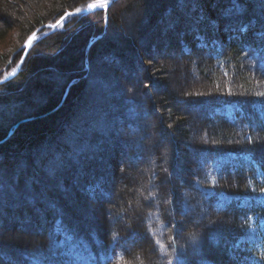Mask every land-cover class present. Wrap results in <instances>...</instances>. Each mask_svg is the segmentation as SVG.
I'll return each instance as SVG.
<instances>
[{
  "label": "trees",
  "instance_id": "16d2710c",
  "mask_svg": "<svg viewBox=\"0 0 264 264\" xmlns=\"http://www.w3.org/2000/svg\"><path fill=\"white\" fill-rule=\"evenodd\" d=\"M89 2L0 0V42L16 36L0 74ZM184 2L115 0L105 28L102 10L68 16L0 83V264H264V0L197 4L176 50L142 52L136 36Z\"/></svg>",
  "mask_w": 264,
  "mask_h": 264
},
{
  "label": "rangeland",
  "instance_id": "374dc122",
  "mask_svg": "<svg viewBox=\"0 0 264 264\" xmlns=\"http://www.w3.org/2000/svg\"><path fill=\"white\" fill-rule=\"evenodd\" d=\"M213 1L214 0H212V2H211V0H185V2L182 5H180V3H179L180 6H174L172 12L169 15L165 16V18L163 19V22H161V23L159 22V23L156 24V26H155L156 28L153 27L151 30H149V32L147 34L144 33L142 36H140L141 34L139 36H136L137 38L142 37L141 40L139 38V42L141 41L140 45L142 46L141 51L145 53V50L148 49V47L150 45V42H153L155 44L154 46L157 47L156 50L160 52L159 54L165 53V50H167V49L176 50L177 45H178V42H177L178 40L177 39H178L179 33L184 32L182 30L186 31L187 29H189L190 22H194L196 5L197 4L202 5V3H203L204 9L205 10H209V9H213V7L215 6L214 5L215 3ZM94 2L95 3H97V2L98 3H102L103 1L101 2V0H90V2L88 4L94 3ZM110 5H109V7H110ZM124 5H125V2L121 1L117 6L118 7H122ZM138 6H139L138 3L137 4L135 3L134 8H132V12L129 13V14L122 15V19H121L122 20V25L124 24V21L126 22V25H127V27L125 25L126 30L129 31L131 29L133 33H134V31L135 32L138 31L139 28L141 27V25L143 26V24H142L143 20H140L138 22V20L140 18V12L138 10ZM0 15L3 16V13H0ZM196 17H200V16H196ZM64 21H65V19L57 26V29H59L62 26V23ZM104 22L105 23H104L103 27L105 28L106 27V20L105 19H104ZM190 29H191V26H190ZM96 36L97 35H94L93 37H96ZM15 42H16L15 34H13V31H9V32H7L6 37L4 38V40H2L0 42V47H2V49H6V48H9L10 46L14 45ZM153 49L154 48L150 49V51L151 50L153 51ZM125 59L127 61L128 60V56L125 57ZM11 68L12 67L6 68V69L3 68V71L0 74V77H3L4 75H6L14 67L12 69ZM171 70L175 71V73H173L172 80L179 81L181 83V85L182 84L183 85L188 84L189 80H187V79H196L195 73L190 72L189 73L190 76H191V78H190V77H188V73L181 72V70L177 69L176 66L174 68L172 67ZM195 84H197V82ZM162 89H163V87H161L160 89H159V87H155L156 92H160V91H162ZM65 94L66 93L63 94V96H62V98L60 100V103H62V101H63V99L65 97ZM233 109H234V107L232 106L231 110H233ZM81 116H83V115H81ZM60 144H61V142L53 144V146H52L50 151H57L59 149ZM163 145H164L163 146L164 148L167 146V144L165 142H163ZM48 153H49V151H48ZM47 154H45L44 158H48L47 160H49V158L51 156L47 157V156L50 155V154H48V155ZM32 158L33 157H31L29 159V161H28V163L26 165L29 164L30 165L29 167H32V168L34 166L35 170L33 172L35 173V176H37L38 173H40L41 171L39 170L40 168L38 167V164L36 165L35 164L36 162H34V160H32ZM24 165H25V162L23 160H21V159H20L19 164H17V161L16 162L15 161H11V166H13V167L17 166V168H19V170H21V171L24 168L27 171L30 170L29 167L24 166ZM70 197H69V199H70ZM88 213H89V211H88ZM92 213L94 215H96V223L100 222V220H99L100 217H99L98 210L95 211V212H92ZM80 216H82V215H80ZM33 224H34L33 222L32 223L30 222V224H29V223L24 221V222H22L20 224V225H23L24 229L20 228L21 229L20 230L19 228H16V226L12 227L13 228L12 230L14 231V235L15 234L21 235L24 238L26 237V239H28L29 235L33 236L32 234L35 232V230H33L34 229V225ZM14 235H13V238H14ZM256 235H257V228L253 224H250L247 227V229H246L244 235L241 237V239H243V240H252L253 241L255 239ZM244 264H254V262H253V260L249 259Z\"/></svg>",
  "mask_w": 264,
  "mask_h": 264
},
{
  "label": "water",
  "instance_id": "95a60500",
  "mask_svg": "<svg viewBox=\"0 0 264 264\" xmlns=\"http://www.w3.org/2000/svg\"><path fill=\"white\" fill-rule=\"evenodd\" d=\"M102 1H106L105 4H99V3H90V4H97V7L95 8H90L89 5L87 4L84 8L81 9H74L71 11H66L63 15H61L56 21H54L53 23L50 24H46L42 27H39L38 29H36L35 31H33L24 41V43L21 46V49H23L22 55L18 61V63L16 64V66L5 76H3L0 79V83L12 78L14 75L17 74V72L19 71L24 59L26 58L27 53L29 52V50L31 49V47L33 46V44L40 39L41 37L50 34L51 32H53L55 29H57V26L68 16H72V15H77V14H84V13H89L91 11L94 10H102L103 14H104V18L106 20V15H107V8L109 7V5L115 1V0H102ZM79 10V11H78ZM43 29V31H42ZM47 30V31H46ZM45 31V32H44ZM99 36L96 37H91L87 43L86 46V53L89 49V46L91 45V43L93 41H95ZM11 134V130L8 132V135Z\"/></svg>",
  "mask_w": 264,
  "mask_h": 264
},
{
  "label": "snow or ice",
  "instance_id": "6c2138e0",
  "mask_svg": "<svg viewBox=\"0 0 264 264\" xmlns=\"http://www.w3.org/2000/svg\"><path fill=\"white\" fill-rule=\"evenodd\" d=\"M89 7H90V8H95V7H97V4H90ZM78 11H79V10H78ZM197 38L199 39V37H197ZM262 191H264V189H262Z\"/></svg>",
  "mask_w": 264,
  "mask_h": 264
}]
</instances>
